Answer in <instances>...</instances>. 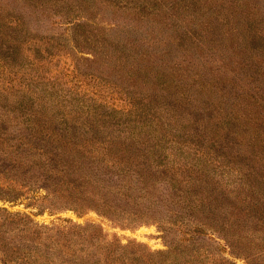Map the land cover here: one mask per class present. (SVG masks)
I'll return each mask as SVG.
<instances>
[{
  "label": "trees",
  "instance_id": "obj_1",
  "mask_svg": "<svg viewBox=\"0 0 264 264\" xmlns=\"http://www.w3.org/2000/svg\"><path fill=\"white\" fill-rule=\"evenodd\" d=\"M65 5L0 0V60L10 64L17 50L26 66L53 58L26 54L24 44L40 35L29 18L41 24L56 16L72 49L82 43L121 92L145 96L136 113L49 80L15 90L13 77L0 84V201L26 198L40 212L93 210L128 226L154 221L166 249L109 240L95 223L39 222L0 205V264H217L213 239L246 253L245 242L264 235L263 95L240 85L234 107L222 113L204 99L200 80L141 75L151 57L143 43L112 34L125 16L115 10L99 22ZM245 99L242 109L256 110L237 112Z\"/></svg>",
  "mask_w": 264,
  "mask_h": 264
},
{
  "label": "rangeland",
  "instance_id": "obj_2",
  "mask_svg": "<svg viewBox=\"0 0 264 264\" xmlns=\"http://www.w3.org/2000/svg\"><path fill=\"white\" fill-rule=\"evenodd\" d=\"M79 5L80 11L99 22L109 19L115 10L120 17L125 16L112 34L135 36L143 43L141 52L151 57L147 65H142L141 75H183L200 80L204 84V99H212L215 105H220L222 113H229L234 107L233 101L240 95L236 89L240 85L246 93L257 89L264 99V0H68L64 10L74 14ZM56 18L42 20L41 24L34 17L29 18L33 31L36 32L35 25H40L37 31L40 35L24 44L26 54L30 51L31 55H42L44 51L53 53V58L42 65L26 66V60H18L22 50H17L20 55L10 64L0 60V84L4 86V82L13 77L12 89L15 90L24 88L22 85L32 87L38 79L49 80L60 83L59 87L70 86L101 102L131 108L137 113L145 93L138 91L128 96L121 92L120 87L110 81L116 80L111 70L90 59V50L81 48L82 43L78 51L72 49L74 38L68 37L54 23ZM40 71L42 75H37ZM212 85L213 91H209L208 86ZM191 91L196 93L194 87ZM224 92V97L218 96ZM240 103L237 112L256 110L248 105L242 109L243 104L248 103L246 99ZM28 201L26 198L21 202L0 201V205L11 211L32 212L39 222L95 223L109 240L142 243L151 251L166 249L163 233L154 221L121 225L93 210L82 214L73 210L40 212L27 206ZM210 242L212 250L219 254L217 264H264V255H254L264 248V235L253 239L252 243L245 242L246 253L231 247L228 250L214 239Z\"/></svg>",
  "mask_w": 264,
  "mask_h": 264
}]
</instances>
